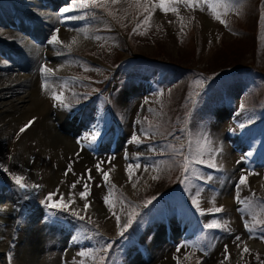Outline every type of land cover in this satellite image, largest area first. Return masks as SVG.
Segmentation results:
<instances>
[{"label":"rangeland","instance_id":"rangeland-1","mask_svg":"<svg viewBox=\"0 0 264 264\" xmlns=\"http://www.w3.org/2000/svg\"><path fill=\"white\" fill-rule=\"evenodd\" d=\"M55 2L60 13L78 0ZM50 3L42 4L47 8ZM233 3L194 0V6H189L181 2L174 5L179 16L156 8L149 24L137 33L133 29L147 14L130 8L129 0L109 2L117 16H125L129 9L124 26L100 8L69 14L87 11L90 15L79 24L65 26L67 33L78 29L83 41L72 44L71 52L57 49L65 53V72L47 89V109L57 122L77 125L76 146L90 157L84 160L75 149L53 148L46 133L42 137L37 131L21 132V122L13 123L4 151L24 171L10 169L3 160L0 164L40 187L21 192L11 175L0 170V189L37 208L30 221L33 227L22 232L20 223L29 219L26 210L16 214L18 224H0V238L5 239L0 240V264H10L11 244L26 231L65 245L72 241L66 249L67 264H264V0H246L238 11L224 7ZM213 4L220 20L215 18ZM16 16H7L9 21L1 24L4 35L0 34V43L14 52L15 60L20 51L10 45L18 47L24 38L13 40L12 33L26 34L21 28L25 21L12 24ZM145 27L147 34H139ZM6 55L0 53V59L10 62L11 54ZM54 93L62 100L57 101ZM133 136L140 142H132ZM205 141L212 149H222L218 154L204 153L206 161L215 156L217 167L197 163L185 172L184 159H192ZM130 163L141 165L131 178L126 171ZM69 166L71 171L65 175ZM89 169L91 180H87ZM104 173L109 175L108 182ZM46 174L52 182L44 179ZM243 175H248V181L240 185ZM78 179L80 183L72 188ZM86 180L90 207L85 212L86 201L79 193ZM57 190L54 199L60 195L66 201L74 199L70 208L85 215V221L43 203L48 193ZM220 193L233 201L230 208L219 201ZM106 196L111 206L105 203ZM152 197L151 204L144 203ZM194 200H199V208ZM7 204L0 202L4 208L0 218L10 208ZM221 206V213L207 212ZM132 209L136 219L121 236ZM89 219L95 223H87ZM213 219L227 222L229 230L208 229ZM96 231L101 235H94ZM245 244L251 251L242 257ZM225 245L231 257L227 261ZM83 252L91 254L82 256Z\"/></svg>","mask_w":264,"mask_h":264},{"label":"bare ground","instance_id":"bare-ground-1","mask_svg":"<svg viewBox=\"0 0 264 264\" xmlns=\"http://www.w3.org/2000/svg\"><path fill=\"white\" fill-rule=\"evenodd\" d=\"M31 1L32 0H0V34L4 35V30H1V24H5L9 21L7 16H16L17 13H20V17L16 16V22L12 21V24L15 26L20 23V21H18L19 19L25 21L21 27L26 33L25 35L20 32L12 33L13 40L17 41L18 38H24V40L20 42L21 45L18 47L10 45L11 48H16L17 52L19 49V59L15 60L14 52L9 48L6 49V47L0 43V53L5 55L9 53L11 54V59L15 60L10 59L9 62L8 60L5 61L0 59V161H5L10 169L13 168L17 170L23 169L22 166L17 165L18 163L13 161V158H7L4 151L5 137L10 133L13 123L16 121L21 122L22 128H25V123L29 125V122L32 121L31 125L25 129L26 133L29 134L33 131H37L42 134V137L44 133H46L48 137L53 140V148L67 151H73V149H75L76 151L74 150L73 152L82 154L84 160L90 157L88 152L76 146L79 142V138L74 137L75 131L79 130L76 128L77 125L69 122L64 124L57 122V120L50 116L47 109V105L50 104L47 89L53 85L51 81L55 79L57 75H62L65 72L63 61L65 53L57 52V49L63 46L50 44L48 41L54 34V30L59 28V38L64 44L72 45L73 37L76 38V43H82L83 40L78 37V29L68 33L64 30L66 25L70 26L71 23L76 25L81 22L79 20L75 22H64L61 13L57 12L58 2L56 3L55 0H49L53 3H50L49 7L46 6L47 8H44L42 3L48 4V0H40V2L35 5H31ZM29 5L38 6V8H30ZM50 6L52 9H50ZM22 10H25V13H23ZM69 14L70 13L65 15ZM87 31H89V29H87ZM44 66L51 69L54 68L55 73L45 74L42 71ZM46 82L47 87H45ZM22 171H24V169ZM8 174H10V172H8ZM27 174L30 175L29 172ZM44 179L48 182H52L49 174H46V177L44 175ZM222 192L223 189L221 190V193ZM220 197L219 201L230 208L231 202L233 203V201L228 200L227 197L225 198L223 195ZM0 202L10 203V205L7 204L10 208L1 212L4 216V218H0L1 225L4 221H8L14 226L15 223H17L16 214L26 210L28 211L29 219L25 221L21 220L20 232L26 227H33V225H30V221L36 216L37 208L27 207V204H23L17 197L12 198L11 194L1 189ZM3 209L0 208V210ZM19 222L20 221H18V223ZM33 232L34 231H26L24 233H18V235L15 236L16 238L11 244L14 249L9 253L8 257L10 259V264L69 263L70 256H68V251H66V249L68 246H71L73 243L72 241H67L65 245L56 241L53 242L49 237L43 238L38 236V232ZM0 240L5 242V239L0 238ZM20 242H22L23 245L19 246L18 244ZM1 250L2 249H0V252Z\"/></svg>","mask_w":264,"mask_h":264},{"label":"snow or ice","instance_id":"snow-or-ice-1","mask_svg":"<svg viewBox=\"0 0 264 264\" xmlns=\"http://www.w3.org/2000/svg\"><path fill=\"white\" fill-rule=\"evenodd\" d=\"M109 2H111V4H116L119 2V0H78V2H72L70 7H62L60 9V13L63 16L64 22H67L69 20L86 19V18H88V16L90 14L87 11H84L83 15H75V14L65 15V14L73 13V12L81 11V10H86L90 7L100 8V9H104L105 12L109 16H111L113 19L117 20V22H120L122 26H124L122 21L125 19V16L127 15L129 9H125V16H117L116 12H114L112 10V8L109 7ZM181 2H183L185 5L194 6V0H129L130 8L134 7L136 10H138L139 14H145V13L147 14L143 21L136 24V27L133 29V32L137 33V31L142 27V25L147 26L149 24L156 8L162 9L164 13L174 12L179 16V9L177 7H175L174 5L181 3ZM244 3H246V0H235V3L226 4V5H224V7H226L227 9H230L232 11H238L240 8H242ZM216 9H217V5L213 4L212 10L215 14V18L220 20L221 19L220 14H219V12L216 11ZM91 15L95 16V13L93 12V13H91ZM183 19H184L183 17H180L181 21H183ZM222 22L226 23V21H222ZM59 31H60L59 28L54 30V34L50 37V40L48 41V43L54 44V45H61L64 48H66L69 52H71L72 45L71 44H64V42L59 38ZM81 31L86 32L85 29H81ZM181 31L183 32V26H182ZM139 34H147V27L144 28L143 32H139ZM97 39H100V37H97ZM75 43H76V38L73 37L72 44H75ZM42 71L45 74H52L53 73V69L48 68L47 66H44L42 68ZM45 87H47V82L45 83ZM53 95L57 101L62 100L61 95L56 94V93H54ZM64 106H68V105H64ZM31 123H32V121H30L29 125H26L25 128H22L20 131L21 132L25 131V129L28 126H30ZM92 139L94 140L95 136H93ZM132 142L139 143L140 142L139 137L133 136ZM213 151L218 154L220 151H222V149H219V148L212 149L209 141H205L203 145H198L195 156L192 159H189L187 157L184 159L183 170L185 172H188L190 170V166L193 164H197V163H199V164L208 163V165L210 167L216 168L217 164L215 163V156L214 155L209 156V159L207 161L204 159V153L205 152L211 153ZM140 167H141V165L139 163H135V164L130 163L126 169L128 175H129V178H131L132 175L134 174V170L139 169ZM97 168H98V170L102 171V169H99V165H97ZM0 170H3L6 173L8 172V169L6 167H4L3 164H0ZM70 171H71V166H69V168L66 170L65 175H67L68 172H70ZM10 175H11V179L15 182V185L18 186V188L21 190V192L29 193L31 190L37 189L40 187V185H38V184L26 183L25 181L27 178L23 175H19V174H10ZM103 178H104L105 182H108L110 179L108 173H104ZM154 178H158V177H154ZM80 179H84V177L81 176ZM80 179H78L76 182H74L72 184V188H75L76 184L80 183ZM91 179H92L91 170L89 169V170H87V180H91ZM87 180L85 181L84 186H83L84 190L79 193L81 199L86 201L84 204V211L85 212L90 207V203L87 202V198L90 195V189H89V184L87 183ZM185 180H188V176H185ZM247 181H248V175H243L239 179L238 183L240 185H245V184H247ZM113 187H115V186H113ZM133 187H135V184H133ZM57 194H58V190H57V193H48V195L46 196L43 203L49 209L71 211L72 215L74 217H76L78 220L85 221V219H86L85 215H81L80 211H77L75 209L70 208V204L75 203L74 199L66 201L63 198V196L60 195V199L56 200V199H54V197ZM196 195H199V193H196ZM23 198L26 199L27 195H25ZM154 199H155V197H152L151 199L145 200L144 203L145 204H151ZM237 199L239 200V197H237ZM105 203L108 204L109 206H111V204H112V201L108 196L105 197ZM193 203H195L197 208L200 207L199 200H194ZM223 211H224V209L222 206L221 207H211L207 210L208 213H212V214L221 213ZM201 214H204L203 210L201 211ZM136 216H137V213H136L135 209H132V211L129 213V218H128L127 222L120 229V235L121 236H123L124 233L127 232V230L132 226L133 222L136 219ZM116 220H117V223H119L120 217L116 216ZM87 223L94 224L95 222L89 219V220H87ZM206 227L208 229L229 230L227 222L221 223L217 219H213L210 223H208L206 225ZM84 231L87 232L88 229H84ZM249 231L250 232L254 231V229L250 228ZM94 235L100 236L101 234L98 231H96L94 233ZM261 238H264V235H262ZM236 240L239 241L240 237L237 236ZM107 247L110 248L111 244H108ZM250 251L251 250L245 244L243 249H242L241 256L243 257L244 254L250 253ZM90 254H91L90 252L81 253L82 256H87ZM224 256H225V261L230 260V258H231L230 253H228L227 245H225ZM188 258L189 257H185V259H188ZM177 259L179 260V257H177ZM257 259L259 260V254H257ZM198 264H199V262H198ZM221 264H224V261H222Z\"/></svg>","mask_w":264,"mask_h":264}]
</instances>
